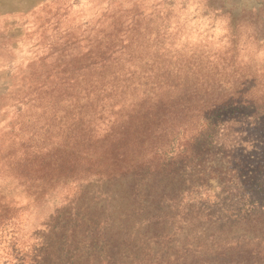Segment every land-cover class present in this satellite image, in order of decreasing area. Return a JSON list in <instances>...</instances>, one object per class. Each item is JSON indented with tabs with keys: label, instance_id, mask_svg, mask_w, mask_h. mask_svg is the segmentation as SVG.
Segmentation results:
<instances>
[{
	"label": "rangeland",
	"instance_id": "obj_1",
	"mask_svg": "<svg viewBox=\"0 0 264 264\" xmlns=\"http://www.w3.org/2000/svg\"><path fill=\"white\" fill-rule=\"evenodd\" d=\"M136 4L151 29L169 28V61L229 66L223 79L259 102L257 119L232 121L219 141L260 158L264 0H0V264H264V177L246 199L224 193L211 169L198 174L219 169L211 158L141 186L134 177L54 185L32 167L45 143L32 141L33 89L65 81L74 57Z\"/></svg>",
	"mask_w": 264,
	"mask_h": 264
},
{
	"label": "trees",
	"instance_id": "obj_2",
	"mask_svg": "<svg viewBox=\"0 0 264 264\" xmlns=\"http://www.w3.org/2000/svg\"><path fill=\"white\" fill-rule=\"evenodd\" d=\"M145 18L137 4L118 11L109 31L69 63L65 81L33 89L32 141L44 136L45 143L33 147L32 167L54 185L134 177L141 186L179 175L190 160L211 158L219 169L204 166L198 174L211 169L224 193L248 199L261 192L255 179L264 177V149L257 159L219 141L232 121L257 119L259 102L223 79L229 66L203 72L196 61H169V28L153 30Z\"/></svg>",
	"mask_w": 264,
	"mask_h": 264
}]
</instances>
